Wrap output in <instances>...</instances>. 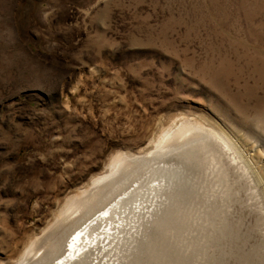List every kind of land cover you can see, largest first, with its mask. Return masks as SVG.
Returning <instances> with one entry per match:
<instances>
[{
	"label": "rangeland",
	"instance_id": "1",
	"mask_svg": "<svg viewBox=\"0 0 264 264\" xmlns=\"http://www.w3.org/2000/svg\"><path fill=\"white\" fill-rule=\"evenodd\" d=\"M187 120L231 134L264 185V0H0V264L115 155ZM231 171L217 210L162 194L196 187L190 163L156 177L174 209L104 264H264V194Z\"/></svg>",
	"mask_w": 264,
	"mask_h": 264
},
{
	"label": "bare ground",
	"instance_id": "2",
	"mask_svg": "<svg viewBox=\"0 0 264 264\" xmlns=\"http://www.w3.org/2000/svg\"><path fill=\"white\" fill-rule=\"evenodd\" d=\"M190 121H183L178 126L173 124L164 129L156 140L150 141V148L141 153L115 155L105 173L95 178L87 189L67 198L54 222L42 236L26 245L20 257L12 264H71L75 261L74 264H104L106 258L113 255L114 251L128 247V242H131L129 240L134 236L132 234L135 233L137 236L136 227L147 217L146 211L149 210L150 213L159 206L168 205L170 209H174L173 204H168L164 198L157 197L155 190L158 189L154 185L156 177L169 172L173 165L182 169L190 163L196 171L194 180L196 187L191 190L186 180L173 179V185L162 186L161 192L165 196L171 194L163 192L166 189L179 191L180 196L175 198L180 203L186 196L195 200L202 195V200H206L210 208L214 207V210H217L219 202L228 200L230 191L227 189L231 183L229 177L233 175L232 169L240 171L243 177L248 178L254 194L263 197L261 173L244 159L235 138L233 139V136L224 132L222 128H207L201 123ZM189 192L191 194L195 192V196H189ZM197 204H201V200ZM202 207L205 208L204 205ZM120 214L123 215L122 220L118 219ZM161 217L163 218L162 215ZM147 230L149 231L148 228ZM152 231L150 233H153ZM116 235L119 237V243L114 241Z\"/></svg>",
	"mask_w": 264,
	"mask_h": 264
}]
</instances>
